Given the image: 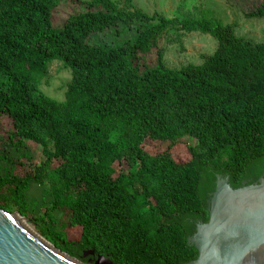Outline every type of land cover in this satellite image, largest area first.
Masks as SVG:
<instances>
[{
  "label": "trees",
  "instance_id": "1",
  "mask_svg": "<svg viewBox=\"0 0 264 264\" xmlns=\"http://www.w3.org/2000/svg\"><path fill=\"white\" fill-rule=\"evenodd\" d=\"M64 4L84 11L55 27ZM158 13L134 0H0V120L11 126L0 136V209L26 216L29 190L44 186L51 206L31 222L86 264H189L217 176L233 189L264 178V43L204 9L183 21ZM246 17L264 18V0ZM173 28L218 47L201 64L168 68L159 43ZM150 56L157 64L144 68ZM56 62L72 76L62 101L40 89ZM30 146L45 160L15 176L10 155L32 160Z\"/></svg>",
  "mask_w": 264,
  "mask_h": 264
},
{
  "label": "water",
  "instance_id": "2",
  "mask_svg": "<svg viewBox=\"0 0 264 264\" xmlns=\"http://www.w3.org/2000/svg\"><path fill=\"white\" fill-rule=\"evenodd\" d=\"M209 220L188 239L198 252L189 264H264V178L233 189L218 175ZM16 213L0 209V264H83L38 236ZM96 256L94 251L84 254ZM94 264H112L96 256Z\"/></svg>",
  "mask_w": 264,
  "mask_h": 264
},
{
  "label": "rangeland",
  "instance_id": "3",
  "mask_svg": "<svg viewBox=\"0 0 264 264\" xmlns=\"http://www.w3.org/2000/svg\"><path fill=\"white\" fill-rule=\"evenodd\" d=\"M85 3L88 0H83ZM136 6L147 14L159 12L158 14L170 20L177 19L183 21L197 9H204L211 13L212 17L221 21L224 25L235 24V34L238 38L250 39L257 43H264V18H247L246 14L260 6L261 0H134ZM84 11L83 7H74L70 4H64L56 13L53 14L52 22L55 27L63 25L65 20L72 14ZM188 15V16H187ZM177 28V27H176ZM169 30L161 37L159 46L165 54V64L171 69H180L189 64H201L202 56L213 55L218 47V42L211 35H202L199 33H184L177 29ZM103 35V40L112 39L115 43H121V37L115 35L107 37ZM180 41H177V40ZM157 64L156 56H150L145 61V67L153 68ZM71 70L65 68L63 63H53L49 67L48 77L41 81L40 89L44 94L56 101H62L65 98L67 86L71 81ZM0 133L3 140L7 139V132L11 131L9 119L0 120ZM188 142L183 140L182 144L175 150L178 161L184 162L188 158L185 155ZM3 144L0 143V146ZM158 148V146H157ZM29 152L32 160L22 157L23 152L19 154L12 153L10 156L14 159V175L21 178L32 172L33 166L40 164L45 160L35 147H29L24 150ZM44 186L33 185L27 196L28 207L26 216L15 211L26 225L33 231L42 236L31 222V219L45 216L46 210L51 206V200L44 197ZM9 196L10 204L14 205L9 190H6ZM64 213L54 214L56 220H61ZM24 222V221H23ZM24 222V223H25ZM70 235L73 240H78L80 233L71 230ZM43 237V236H42ZM44 238V237H43ZM45 239V238H44ZM83 263V262H82ZM86 264V263H83Z\"/></svg>",
  "mask_w": 264,
  "mask_h": 264
},
{
  "label": "flooded vegetation",
  "instance_id": "4",
  "mask_svg": "<svg viewBox=\"0 0 264 264\" xmlns=\"http://www.w3.org/2000/svg\"><path fill=\"white\" fill-rule=\"evenodd\" d=\"M199 224H202V223H198V224H197V226H198ZM96 259H97L96 257H95V259H94V260L92 259V260L90 261V263H89V264H94V263L96 262Z\"/></svg>",
  "mask_w": 264,
  "mask_h": 264
},
{
  "label": "bare ground",
  "instance_id": "5",
  "mask_svg": "<svg viewBox=\"0 0 264 264\" xmlns=\"http://www.w3.org/2000/svg\"><path fill=\"white\" fill-rule=\"evenodd\" d=\"M22 221H24L25 222V220L24 219H22L20 216H18ZM25 224H26V222H25ZM28 225V224H27ZM30 228V227H29ZM31 229V228H30ZM35 232V231H34ZM38 236H40L37 232H35ZM41 237V236H40ZM42 238V237H41ZM43 239V238H42ZM56 248V247H55Z\"/></svg>",
  "mask_w": 264,
  "mask_h": 264
}]
</instances>
